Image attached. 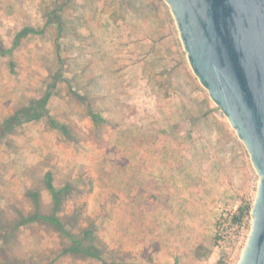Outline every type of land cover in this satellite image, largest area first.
<instances>
[{"label": "rangeland", "instance_id": "374dc122", "mask_svg": "<svg viewBox=\"0 0 264 264\" xmlns=\"http://www.w3.org/2000/svg\"><path fill=\"white\" fill-rule=\"evenodd\" d=\"M24 3L41 25L42 31L33 33L31 39L41 40V54L28 63L19 60L14 63L16 70L12 68L32 83L28 86L32 94L38 91L33 74L43 77L37 93L42 100L57 85L52 90L55 97L40 118L62 123L70 138L61 135L57 139L59 132L47 127L46 139H36L41 126L29 124L33 122L29 119L7 130L0 128V264L103 263L71 253V240L48 225L23 224L22 217L38 211L31 192L39 194L41 214L56 213L74 236L80 238L91 229L102 260L127 259L107 244L100 206L93 210L89 203L96 183L92 175L102 172L101 153L117 151L121 139H207L216 153L228 151L238 175H248L239 207L245 200L254 203L259 177L247 149L194 74L164 0ZM29 90L20 102L9 104L8 120L15 110L33 106ZM91 112L106 122L96 124ZM47 174L53 176L57 190L66 184L73 188L56 212L45 185ZM98 189L102 191L101 185ZM101 201L100 195L93 199L96 207ZM214 240L216 244V228ZM215 254L213 264H226L216 249Z\"/></svg>", "mask_w": 264, "mask_h": 264}, {"label": "crops", "instance_id": "0c3cea01", "mask_svg": "<svg viewBox=\"0 0 264 264\" xmlns=\"http://www.w3.org/2000/svg\"><path fill=\"white\" fill-rule=\"evenodd\" d=\"M13 1L16 0H0V128L6 130L27 119L18 116L24 110L19 109L8 120L9 104L20 102L24 91L32 86L26 83L24 75H16L12 67L15 69L14 63L18 64L19 60L28 63L41 54L38 53L41 40H31L33 33L42 31L41 25L30 16L24 0H18L20 5ZM43 80L33 74L32 82L38 91V83L42 84ZM56 86L53 84V89ZM53 89L45 96L41 114L47 112L46 105L55 97ZM30 90L27 95L33 98V106L25 110L36 108L42 101L38 91L32 94ZM28 119L33 121L29 124L35 122L41 126L36 139H46L47 127L53 133L59 132L57 139L61 135L70 138L63 133L62 123H53L58 126L55 129L43 117ZM227 154L228 151L216 153L207 139L178 136L177 139H162V136L121 139L117 151L101 153L102 172L100 176L92 175L96 183L89 203L93 210L100 206L98 215L102 212L100 222L104 225L107 244L127 256L126 260H113L128 264H213L214 232L220 212L239 207V195L246 189L248 180L245 172L238 175ZM98 195L102 201L96 207L93 199Z\"/></svg>", "mask_w": 264, "mask_h": 264}, {"label": "water", "instance_id": "95a60500", "mask_svg": "<svg viewBox=\"0 0 264 264\" xmlns=\"http://www.w3.org/2000/svg\"><path fill=\"white\" fill-rule=\"evenodd\" d=\"M188 62L259 177L238 264H264V0H164Z\"/></svg>", "mask_w": 264, "mask_h": 264}, {"label": "trees", "instance_id": "16d2710c", "mask_svg": "<svg viewBox=\"0 0 264 264\" xmlns=\"http://www.w3.org/2000/svg\"><path fill=\"white\" fill-rule=\"evenodd\" d=\"M26 32V34H28ZM46 103V100H42L40 104L36 108H30L29 110H22L20 111L18 116H22L24 118H39L41 116L40 110L43 109L44 104ZM38 108V109H37ZM38 111L40 113H38ZM89 116L91 119L98 124L99 122L105 123L106 120L103 119L102 117H98L94 113H90ZM17 119V118H16ZM57 127V125H56ZM64 130V129H63ZM66 129L63 131V133H66ZM1 134V133H0ZM45 185L47 189L51 192L52 198L55 203V212L59 209V207L63 203V199L67 197L69 192L73 189L72 185H65L62 189L57 190L55 185H54V178L51 174H47L45 177ZM29 196L32 198L33 203H35L38 211L35 212L33 216L30 217H22V223L23 224H34V223H40V224H45L48 225L52 228H54L58 233H60L63 238H68L72 242V246L70 247V252L73 254H81L85 257H89L90 259H98L101 260L103 263L102 264H128V263H117V262H106L102 260V257L100 255V251L98 247L96 246V237L91 229H88L86 232H83L82 237H77L71 234L68 229L67 225L63 223V221L60 219V217L55 213L53 215L47 216L41 214L39 211L40 209V197L39 194L31 192ZM253 203H250L248 200L243 201L241 206L238 208V213L240 217H244L247 215H250L252 211ZM11 234V233H10ZM89 245H86V241H89ZM219 264H224L223 262H220Z\"/></svg>", "mask_w": 264, "mask_h": 264}, {"label": "built area", "instance_id": "2783aa9c", "mask_svg": "<svg viewBox=\"0 0 264 264\" xmlns=\"http://www.w3.org/2000/svg\"><path fill=\"white\" fill-rule=\"evenodd\" d=\"M252 224V216L240 217L238 207L220 212L216 227L215 249L220 252L226 264H236L243 252Z\"/></svg>", "mask_w": 264, "mask_h": 264}]
</instances>
